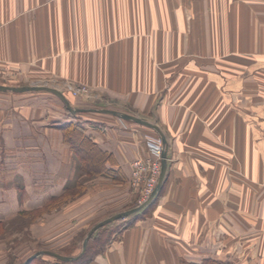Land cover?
I'll use <instances>...</instances> for the list:
<instances>
[{"label":"crops","instance_id":"obj_1","mask_svg":"<svg viewBox=\"0 0 264 264\" xmlns=\"http://www.w3.org/2000/svg\"><path fill=\"white\" fill-rule=\"evenodd\" d=\"M0 23V84L43 78L70 101L85 86L89 103L165 136L161 187L88 264H264V0H0ZM44 91H0V221L19 224L66 186L78 195L0 236V264L19 258L24 232L31 249L59 250L133 206L132 162L158 133L68 114ZM65 123L105 154L99 171Z\"/></svg>","mask_w":264,"mask_h":264},{"label":"trees","instance_id":"obj_2","mask_svg":"<svg viewBox=\"0 0 264 264\" xmlns=\"http://www.w3.org/2000/svg\"><path fill=\"white\" fill-rule=\"evenodd\" d=\"M64 109L68 114H71V115H78L81 112V111H77L75 113H71L65 107V105H64ZM61 128H62V131L64 132L65 141L67 143H69L70 146L76 151V153L80 157V160L83 162L84 166H86L88 169H91L94 172L99 171V169H100L99 166L101 165L100 162H102V160L105 158V154L94 147V145L90 142L89 138H87L83 135V131L80 129V127L78 125H76V124L74 125L72 123H70V124L65 123V124L61 125ZM140 194H141V191L139 192L137 199H139ZM77 195H78V190L72 191L71 188L66 186V189L62 193V195L50 198L43 205L42 208H38V209L31 210L28 212H23L21 215L22 220L18 219V220H20L19 224H21L20 228L21 229L24 228L27 222L34 220L41 213H43L45 211H49V210L53 209L54 207H58L62 203H65L67 200H69L70 198L72 199L73 197H75ZM137 204H138V201L135 202V204L133 206H135ZM133 206H131V207H133ZM140 216H141V214L139 213V211H137V212L132 213L129 216H126L124 218L127 219L129 217V220L131 222L133 220V218L137 219ZM124 218L114 220L112 222H109V223L97 228L93 232V234L90 236V238L88 239L86 250L84 251V253L80 257H78L74 260L63 261V260H59L55 256L50 255L48 253H42V254H39V255H36L35 257H33L29 261L28 264H88L89 262H91L94 255L101 252L105 248V246L112 239H114V237L117 235V233L124 226H127L128 224H130V223H126L125 225L120 226L118 228L109 227L110 225H112L116 221L122 220ZM129 220H127V221H129ZM16 222H2V221H0V236L5 235V233L8 229L14 230L13 228L16 227V226H14L15 224H17ZM93 224H95V223H93ZM92 225H90L89 228ZM20 228H18V229H20ZM89 228H88V230H89ZM87 231H86V233H87ZM39 249H42V248H40V247L33 248L32 251L35 252L36 250H39ZM80 250H81V248H80ZM52 251H55V250H52ZM56 251L60 254L67 255V256L76 254V253L75 254L73 253L74 251L72 250V247L66 251L65 250L61 251V249L56 250ZM79 252L80 251H78V253ZM205 264H214V263H205Z\"/></svg>","mask_w":264,"mask_h":264},{"label":"water","instance_id":"obj_3","mask_svg":"<svg viewBox=\"0 0 264 264\" xmlns=\"http://www.w3.org/2000/svg\"><path fill=\"white\" fill-rule=\"evenodd\" d=\"M38 90H46V91H49V92H52L53 94H55L58 98H60V100L64 103L65 107L71 113H75L77 111H97V112H103V113H110V114L118 115L122 119L132 120V121L147 125V126L153 128L154 130H156L158 132V134L162 137V140L164 143V151L162 153L161 170H160L158 182H157L154 190L151 192V194L148 196V198L145 201H143V202H141V203H139V204H137L131 208L115 212V213L97 221L95 224H93L89 228V230L87 231V233L85 234V236L83 238L81 250L79 253H77L75 255L67 256V255H63V254H60L58 252L52 251V250L39 249V250H36L35 252L31 253L29 256H27L21 262V264H28L29 261L33 257H35L36 255L42 254V253H48L50 255L55 256L59 260H63V261L74 260V259L80 257L84 253V251L86 250L88 239L90 238V236L93 234V232L97 228H99V227H101V226H103L109 222H112L114 220L129 216L130 214L139 211L141 208H143L144 206H146L148 203L151 202V200L153 199V197L155 196V194L157 193V191L159 190V188L162 185V181H163L166 166H167V159H166V152H165V148L167 147V142H166V139H165V136H164L162 130L160 129L158 124H156L154 122L147 121V120H145V119H143V118H141L135 114L126 113V112H119L115 109L106 108V107H98V108H96V107H74V106H72V104L70 103V101L66 97V95L62 92V90H60L54 86L47 85L46 83H31L28 85L0 84V91L28 92V91H38Z\"/></svg>","mask_w":264,"mask_h":264},{"label":"built area","instance_id":"obj_4","mask_svg":"<svg viewBox=\"0 0 264 264\" xmlns=\"http://www.w3.org/2000/svg\"><path fill=\"white\" fill-rule=\"evenodd\" d=\"M1 27V23H0ZM81 88H74L73 93ZM148 154L135 158L132 162L130 182L132 186L140 187L138 203L145 201L156 187L161 170V159L164 151L162 137L157 134L146 135Z\"/></svg>","mask_w":264,"mask_h":264},{"label":"rangeland","instance_id":"obj_5","mask_svg":"<svg viewBox=\"0 0 264 264\" xmlns=\"http://www.w3.org/2000/svg\"><path fill=\"white\" fill-rule=\"evenodd\" d=\"M42 79L43 78H36V79H32L31 78L30 79L29 77H25L24 80L23 79L21 81L14 80L12 82H15V83H8V85H28V84H31V83H46L47 85H51L52 86V84H50V83H52L51 81H48V80H45V79L42 80ZM80 88L82 90H80L79 92H76V93L72 92L73 88L68 90V92H70V95L72 97L71 101L69 100L70 103L72 104V106H74V107H96V108L101 107V106H97V104H94V105H96V106H94L93 104L89 103V101L87 99L91 100V99H93V97L88 94L87 88H85V86H82ZM38 91H40V90H38ZM31 92H33V91H31ZM44 92H46V91H44ZM11 93H13V92H11ZM13 94H19V93L18 92H14ZM20 94H21V92H20ZM47 94H49V96L54 95V94H52L50 92L49 93L47 92L44 95L40 94V96H47ZM76 97H78V99ZM78 105H80V106H78ZM102 106L106 107V108H110L111 107L110 104H108V105L104 104ZM144 156H146V155H144ZM133 188H135V190L138 191V193L140 192V187L139 186H137V187L134 186ZM101 219H103V218H101ZM127 220L128 219L124 218L122 220L116 221L115 223H113L109 227L118 228L120 226L125 225L126 223H131L130 220L129 221H127ZM97 221H99V220H97ZM14 226H16L17 228H20L21 224H15ZM86 231L82 232L81 234H79V236L76 239H74L75 242L73 244L67 246L66 248L61 249V251H64V250L66 251V250H68V249H70L72 247V250L74 251L73 253L77 254L78 251H80V248H81V245H82L81 243H82L83 238H84V236L86 234ZM22 236H25V238H24V242L22 241L21 245L19 244L20 241L13 242V246L16 247V254L19 255V258L14 256V255L11 256V258L8 259V264H21V262L33 252L32 249L30 247H28L29 246L28 243H30L32 241L31 237H30V234L24 232V234ZM42 249H46V248H42ZM51 250H54V249H51Z\"/></svg>","mask_w":264,"mask_h":264}]
</instances>
